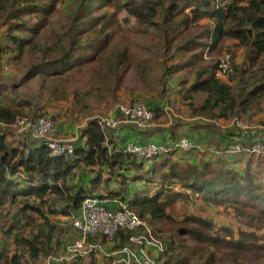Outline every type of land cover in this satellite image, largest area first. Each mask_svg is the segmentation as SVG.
Instances as JSON below:
<instances>
[{"label": "trees", "instance_id": "16d2710c", "mask_svg": "<svg viewBox=\"0 0 264 264\" xmlns=\"http://www.w3.org/2000/svg\"><path fill=\"white\" fill-rule=\"evenodd\" d=\"M64 1L0 0V68L21 70L20 85L38 76L63 75L95 61L118 88L125 69L135 66L147 75L160 62L165 64L164 75L179 71L193 75L191 83L186 75L179 78L184 96L190 100L191 116L204 121L246 117L252 104L264 96V0H69L66 22L56 28L52 17ZM92 4L98 13L85 14ZM132 20L138 34L154 36L165 51L176 45L182 52L180 60L168 65L156 52L152 55L147 44L138 42L107 55L119 28L131 26L128 32L134 31ZM49 26V37L43 41ZM226 42L242 47L246 57L240 63L230 57L228 79L217 75L221 60L206 55L212 56ZM21 63L23 68L18 67ZM15 83H0V215L19 205L13 220L17 228L14 249L0 240V264H36L82 238L70 222L63 226L51 216L78 214L88 196L100 198L111 209L120 208L114 204L120 201L152 225L134 231L120 227L113 241L120 250L134 244L133 235L147 234L150 228L163 246L156 250L157 264H264V156L216 154L207 149L181 151L183 157L177 158L180 152L175 150L138 158L125 150L133 139L128 133L116 136L97 119H89L82 128L73 154L56 155L45 144L15 137L12 124L17 117L37 113L30 95L14 91ZM199 93L206 96L196 103L193 99ZM145 103L157 116L165 109L163 96ZM43 109L40 107L38 115L51 118L56 125V117ZM200 126H190L182 134L158 131L156 138L143 142L171 144L187 136L211 147L200 141L208 134ZM177 203L232 207L248 229L217 225L207 216L187 211L179 216ZM30 221L36 223L26 234ZM156 222L164 227L155 226ZM8 229L10 233L14 227ZM87 241L97 245L110 242L101 233L89 235ZM103 254L97 247L90 262L98 263L97 255Z\"/></svg>", "mask_w": 264, "mask_h": 264}, {"label": "rangeland", "instance_id": "374dc122", "mask_svg": "<svg viewBox=\"0 0 264 264\" xmlns=\"http://www.w3.org/2000/svg\"><path fill=\"white\" fill-rule=\"evenodd\" d=\"M68 2L69 0H65L63 3H61L59 5V13L52 17V19L56 21V26L54 27L59 28L58 26L61 22H66L67 9H69ZM91 6V10H86L85 14L96 15L98 11L95 9L93 4ZM106 10H112V8L107 7ZM123 16L124 13H121V18H123ZM133 24H135V22L132 20L131 25ZM135 26L136 25H133L132 27L134 30L133 32H128V29L131 26H127L124 30L121 28L118 29V32H116L114 37V43H112V47H110L111 49H109L107 55L113 54L114 49H117L125 44L127 45L133 42H138L140 44H147L149 46V52H151L152 55H156V52L160 61H165V63L168 65H170L171 62H178L180 60L182 57V52L177 51L176 45L171 50L165 51L162 48L161 42L159 43L157 38L154 36H141L136 31ZM49 28L50 26L45 29L42 34L43 41L49 37ZM47 41L52 42L50 38ZM206 55L208 56V59L211 58L221 60L225 56L229 55L232 59H234L233 62L235 61L236 63H240L241 61H246L243 48L234 46L230 44V42H226L224 46H222L218 52L216 51V53H213L212 56H209V53H206ZM154 62H156V60ZM156 63L158 65H155V71L147 73V75L140 73L135 66L125 69V72L122 76L121 85L118 88H114L112 86L110 78H108L106 73L102 70L101 66L100 68L97 66L95 61L84 64L80 68H74L63 75L35 77L34 79L27 81L26 85H20V82H18L22 76L21 70L17 72V70L12 67L7 66L3 68L2 66L0 68V83L11 85L14 83V81L17 82L15 83L16 88L14 91L16 93L25 92L26 94L30 95L33 104H35L34 108L37 109V114L41 112L40 107H43L45 109L42 111H47L51 116H55L57 119V137H64L65 139L77 137V134L80 133L81 128L86 125L89 119L107 116L111 114V112H115L117 106L122 103L130 104L135 101L154 102L155 98H160L162 96L165 100V109L160 114V116H156L153 123H171L174 126L176 122L184 121L185 118L191 116L189 111L190 108L188 106L190 100L184 96L185 88L181 84L179 76L185 77L186 75V78L189 77V83L193 82L194 78L193 75L184 74V71H179L174 74V76L164 75L166 72L165 64H161L160 62ZM18 67L23 68L24 66L21 63ZM161 77H163V79L159 80ZM228 77L226 78L228 79ZM237 85L238 84H235V87H237ZM162 90L165 91L164 95H162ZM205 96L206 94L204 93L196 94L193 101L196 103L201 102ZM263 108L264 96L257 99L252 104L251 110L249 111L250 115H247L246 117H233L228 121L232 124L234 120L238 118L247 121L249 124L262 125V120L264 119ZM210 120L216 122L219 121L222 124L227 122L226 120ZM171 124L167 125L170 126ZM174 127H177V125ZM15 130L16 129L13 130V133ZM15 137L20 138L21 135L18 132H15ZM179 152L180 153H176L175 158L183 157L182 155L184 154H182L181 151ZM262 164L264 165V162H262ZM186 205L187 204L184 203H177V212L179 216H183L184 212L187 211L207 216L213 219L217 225L230 226L235 230L248 229L245 227L247 225L244 223V219L241 217V215L237 214L235 209L232 207H218L215 205L204 206L201 204L193 206ZM18 207L19 205L17 204L16 206L11 207V209L7 208L0 215V240L2 244L13 249L15 236L14 233H16L17 229L16 223L13 220L14 216L17 215L16 212ZM31 213V210L27 212L28 215ZM66 218L67 216H61L59 218L51 216V219L54 223L63 226L66 225ZM23 221L24 220L22 219V222ZM143 222L146 226L149 224L150 227H152L148 219H143ZM27 223L28 226L26 227V234H29L30 229L35 226L36 222L33 223V221H30ZM32 223L34 226H32ZM158 225L164 227L163 223L157 224L156 222L155 226ZM9 227H14L13 231L10 233L8 232ZM249 230L253 231V228H249ZM143 233L145 232L143 231ZM133 246H136L135 242ZM139 246L140 245L137 247ZM148 246L149 245H146V247ZM156 250H158V248L154 246L150 249L149 254L153 257H156ZM51 254H55V256L65 255L67 257L66 250L56 251ZM108 254V251H104L102 258L107 259L109 256ZM89 258H92L91 255ZM45 261L46 259L43 261L42 258L36 264H43ZM60 263L63 262L54 261L52 264Z\"/></svg>", "mask_w": 264, "mask_h": 264}, {"label": "built area", "instance_id": "2783aa9c", "mask_svg": "<svg viewBox=\"0 0 264 264\" xmlns=\"http://www.w3.org/2000/svg\"><path fill=\"white\" fill-rule=\"evenodd\" d=\"M231 73L232 63L230 56L227 55L221 59L217 75L226 78ZM117 113H120L121 116L116 117ZM156 116V112L150 109L145 102L135 101L130 104L122 103L117 106L115 112L96 119L103 129H119L127 123H131L137 129H145L153 124ZM233 125L243 130L254 127L247 121L238 118L234 120ZM82 128L77 137L67 139L57 137L54 121L51 118L38 115L36 110L30 115L18 116L15 123L12 124V129H16L14 132H18L21 135L20 138L27 137L45 144L56 155L73 154L75 152L77 142L82 135ZM207 149L212 150L216 154L249 153L255 156H264V139L261 136L253 137L252 141H247L245 138H237L229 141L224 146L216 148L212 146L205 147L187 136L179 137L171 144L142 143L132 139L125 145L126 152L143 159L163 156L173 150L192 152L205 151ZM119 206L120 208L118 209H111L96 196L86 197L81 204L80 212L67 216L68 222L81 232L82 238L64 246V251H67V257L65 255L55 256V254H49L43 264H52L54 261L64 262L78 257H89L98 246L87 241L89 235L101 233L109 241L113 242L115 234L120 227L134 231L145 225L138 213L128 209L122 203ZM131 238L136 243V246L131 244L121 250L119 249V256L111 264H157L155 257L149 254L146 245L155 246L158 249H162L163 246L153 236L152 230L148 228L147 234L133 235ZM138 245L140 246L137 247ZM83 264L92 263L84 261Z\"/></svg>", "mask_w": 264, "mask_h": 264}, {"label": "crops", "instance_id": "0c3cea01", "mask_svg": "<svg viewBox=\"0 0 264 264\" xmlns=\"http://www.w3.org/2000/svg\"><path fill=\"white\" fill-rule=\"evenodd\" d=\"M200 117H193L188 116L185 118L184 121L176 122L174 126L177 125V127H174L171 123H153L151 126L145 128V129H137L134 125L131 123L124 124L119 129H109L115 132L116 136L119 134V132L128 133V135L131 136V138L135 139L136 141L143 142L152 140L158 131H173L176 132V134H182L184 133L190 126H193L195 124L201 125L200 127L205 128L208 131L207 137H201L204 143H209L212 146H224L226 143L233 139L237 138H245L247 141H252L253 137L255 136H261L264 139V124L262 125H256L252 124L254 127L250 129H238L233 123L231 124L229 121H227L225 124H222L219 121H211L208 119L201 120ZM167 124H171L170 126ZM117 139H121L122 137H116ZM129 138V137H128ZM162 138V137H160ZM167 142V141H166ZM169 142V141H168ZM172 142V141H170ZM145 143V142H143ZM241 154V153H240ZM244 154V153H242ZM247 154V153H246ZM120 201H115L114 204L117 207L120 205ZM54 217H61V216H54ZM64 217V216H62ZM67 219V218H66ZM61 223V222H60ZM62 224V223H61ZM65 226H70L68 219L66 221ZM99 242V241H98ZM95 244V243H94ZM97 245V244H96ZM100 250L103 252L106 250L109 252V256L107 259H103L101 255H97V262L96 264H111L114 257H118L119 249L116 248L113 244V242L109 243H103V245L97 246ZM153 248V246H148L147 249L150 251V249ZM104 249V250H103ZM57 251H64V246L61 248L59 247ZM43 261L45 260L44 257ZM84 261H90V258H76L73 260H67L60 264H83ZM93 264V263H92Z\"/></svg>", "mask_w": 264, "mask_h": 264}]
</instances>
